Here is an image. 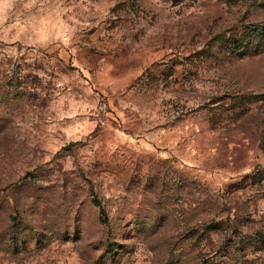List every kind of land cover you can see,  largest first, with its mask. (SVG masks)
Listing matches in <instances>:
<instances>
[{
	"label": "rangeland",
	"instance_id": "1",
	"mask_svg": "<svg viewBox=\"0 0 264 264\" xmlns=\"http://www.w3.org/2000/svg\"><path fill=\"white\" fill-rule=\"evenodd\" d=\"M0 264H264V6L0 0Z\"/></svg>",
	"mask_w": 264,
	"mask_h": 264
},
{
	"label": "trees",
	"instance_id": "2",
	"mask_svg": "<svg viewBox=\"0 0 264 264\" xmlns=\"http://www.w3.org/2000/svg\"><path fill=\"white\" fill-rule=\"evenodd\" d=\"M178 0H174V2H177ZM227 2H238V1H243V0H225ZM251 3H253L254 5H257V6H264V0H250ZM92 202L98 206L99 208V213L100 215L102 216V219L103 221H106L107 217L105 215V210H104V207L103 205L101 204V201L98 199V197L96 196V194L93 193V196H92Z\"/></svg>",
	"mask_w": 264,
	"mask_h": 264
}]
</instances>
